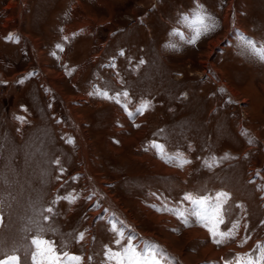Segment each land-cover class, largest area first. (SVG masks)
Instances as JSON below:
<instances>
[{"label": "rangeland", "instance_id": "1", "mask_svg": "<svg viewBox=\"0 0 264 264\" xmlns=\"http://www.w3.org/2000/svg\"><path fill=\"white\" fill-rule=\"evenodd\" d=\"M242 35L264 47V0H0V260L41 235L82 264L129 240L259 264L264 60ZM220 192L213 236L186 197Z\"/></svg>", "mask_w": 264, "mask_h": 264}, {"label": "snow or ice", "instance_id": "2", "mask_svg": "<svg viewBox=\"0 0 264 264\" xmlns=\"http://www.w3.org/2000/svg\"><path fill=\"white\" fill-rule=\"evenodd\" d=\"M196 23L199 25V27L196 28V37H199L201 35V29L203 28L206 30L207 25L204 24V17L200 14H197ZM196 37H194L191 42H195ZM242 40L249 44L254 55L260 60H264V47L257 48L250 38L243 37V35ZM105 95H107V93H105ZM125 95L127 94L125 93ZM226 198L227 193L224 192L217 193L214 199L207 196L195 199L191 196L186 197V199L194 206L192 215L196 216L206 227H208V231L212 233L213 236L217 234L215 231L216 224L223 222L221 206L226 202ZM47 211L51 212L52 209L49 208ZM181 215H183V213H181ZM47 218V216L44 217L45 220ZM83 238V234L81 233L80 239ZM115 243L119 244V239H117ZM33 248L34 251L32 250ZM24 253V264H28L29 256L31 258V264H82L83 260L82 257L78 255H70L68 252L57 254L51 242L43 239L41 235L32 238L30 246L24 249ZM156 256L157 253L152 249L138 251L136 246L129 240L123 253H113L109 259L115 260V264H159ZM258 260L259 264H264V253H261ZM0 264H21V259L16 254L7 255L5 259L0 260ZM247 264H256V262L249 260Z\"/></svg>", "mask_w": 264, "mask_h": 264}, {"label": "crops", "instance_id": "3", "mask_svg": "<svg viewBox=\"0 0 264 264\" xmlns=\"http://www.w3.org/2000/svg\"><path fill=\"white\" fill-rule=\"evenodd\" d=\"M190 205H192V204H191L189 201H187V206H188L189 208L191 207ZM171 211H172V209H171ZM103 218L107 220V217H106L105 215H103ZM103 218H102V219H103ZM104 219H103V220H104ZM110 220H112V219H110ZM133 232H135V231H133ZM127 233H128V232H127ZM130 234H131V233H130ZM133 234H134V233H133ZM133 234H132V235H133ZM137 235H138L139 237L143 238L144 240H149V241H151V240H150V239H151V236L147 237V236H145L146 234H144V235H143V234L139 235L138 233H137ZM134 237H135V236H134ZM135 238H136V237H135ZM136 240H138V239L136 238ZM152 242L157 243V244H159V243L161 244V242H159V241H157V242L152 241ZM140 245H141V244H140ZM161 246L164 247L162 244H161ZM164 248H165V247H164ZM161 249H162V248H161ZM162 250H163V249H162ZM173 255H174V254H173ZM236 264H239V263H238V260H237Z\"/></svg>", "mask_w": 264, "mask_h": 264}, {"label": "bare ground", "instance_id": "4", "mask_svg": "<svg viewBox=\"0 0 264 264\" xmlns=\"http://www.w3.org/2000/svg\"><path fill=\"white\" fill-rule=\"evenodd\" d=\"M231 92H232V89H231ZM235 92V91H234ZM130 225V223H128ZM168 244V243H167ZM211 247V246H210Z\"/></svg>", "mask_w": 264, "mask_h": 264}]
</instances>
